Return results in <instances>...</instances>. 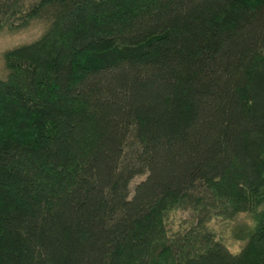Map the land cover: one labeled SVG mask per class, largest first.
<instances>
[{
	"label": "trees",
	"instance_id": "trees-1",
	"mask_svg": "<svg viewBox=\"0 0 264 264\" xmlns=\"http://www.w3.org/2000/svg\"><path fill=\"white\" fill-rule=\"evenodd\" d=\"M36 26L3 55L0 264H264V0H0Z\"/></svg>",
	"mask_w": 264,
	"mask_h": 264
},
{
	"label": "rangeland",
	"instance_id": "rangeland-1",
	"mask_svg": "<svg viewBox=\"0 0 264 264\" xmlns=\"http://www.w3.org/2000/svg\"><path fill=\"white\" fill-rule=\"evenodd\" d=\"M40 34V29L36 27H32L26 32H22L19 34H9V33H2L0 34V78L4 77L5 75V70H4V61H3V55L4 53L22 43H27L35 38H37ZM144 179V177L136 178L132 181L130 185V192L132 193L135 185H137L139 182H141ZM190 218V213H177L175 216L172 218L173 223L171 225V228L173 230H177L180 226H183V229L186 228L185 221H187ZM242 218H239L236 220L234 223V226H236L239 222H242ZM226 237V242L228 243L230 250L232 253H236L240 250L242 243H237L232 239L230 236V233L228 231L225 232Z\"/></svg>",
	"mask_w": 264,
	"mask_h": 264
}]
</instances>
